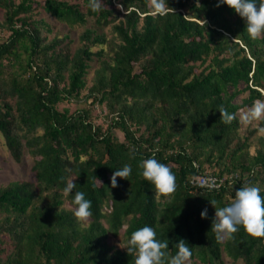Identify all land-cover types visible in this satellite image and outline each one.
<instances>
[{
	"label": "trees",
	"instance_id": "1",
	"mask_svg": "<svg viewBox=\"0 0 264 264\" xmlns=\"http://www.w3.org/2000/svg\"><path fill=\"white\" fill-rule=\"evenodd\" d=\"M79 2L0 0V32L7 33L0 38V134L15 161L24 151L33 157V179L0 185V264H133L109 238L121 236L126 245L144 226L167 240L173 255L185 240L189 264H224L223 255L264 264V237L241 228L217 242L210 203L225 206L244 183L264 196V135L250 153L264 120L240 136L238 114L264 101V39H251L245 21L218 0H167L173 11L165 15H154L150 0H101L97 12L89 0ZM39 9L68 28L88 17L91 25L70 51L68 33L48 37L52 28L36 17ZM106 26L116 40L106 38ZM96 44L108 50H92ZM94 58L85 99L104 104L105 128L92 121L89 107H57L78 97ZM221 106L236 115L230 124L220 120ZM153 153L175 174L171 195L139 175V162ZM125 164L131 175L112 188L110 177ZM198 172L237 179L208 190L190 184ZM73 177L76 187L65 195ZM75 191L92 202L86 224L62 206L72 205Z\"/></svg>",
	"mask_w": 264,
	"mask_h": 264
},
{
	"label": "clouds",
	"instance_id": "2",
	"mask_svg": "<svg viewBox=\"0 0 264 264\" xmlns=\"http://www.w3.org/2000/svg\"><path fill=\"white\" fill-rule=\"evenodd\" d=\"M227 5L240 18L245 21V29L253 40L264 39V0H218L217 6ZM154 15H165L173 11L167 5V0H151ZM90 9L99 11L104 5L101 0H89ZM205 22L203 21V24ZM264 94V93H263ZM220 120L224 124H230L235 114H230L227 109L220 107ZM241 123L248 125L254 121L264 120V101H255L249 108L242 110ZM136 150L133 148L129 158H135ZM138 168L139 175L149 182L158 194L171 195L175 192L177 184L172 170L155 158V153L148 159H142ZM132 173L130 164H125L121 169L115 170L110 177L112 188L118 187L117 178L128 180ZM76 177L66 182L63 191L65 195L72 194L76 184ZM97 183L101 182L96 179ZM209 189H218L219 185L214 181L205 182L202 185ZM215 208L211 230L217 242H226L234 238V234L241 228L254 238L264 237V196L261 195L259 186L244 183L235 191L234 197L223 207H215L216 201H210ZM74 217L78 222L85 224L92 216V202L85 198V193L75 191L71 201ZM207 209L200 215L205 218ZM168 241L158 240L156 231L151 226L141 227L131 233L125 248L127 254L133 258V264H189L192 251L185 240L180 239L175 247V254H171Z\"/></svg>",
	"mask_w": 264,
	"mask_h": 264
},
{
	"label": "rangeland",
	"instance_id": "3",
	"mask_svg": "<svg viewBox=\"0 0 264 264\" xmlns=\"http://www.w3.org/2000/svg\"><path fill=\"white\" fill-rule=\"evenodd\" d=\"M17 1V0H16ZM71 2H79V0H70ZM151 2V0H150ZM40 11L36 14V17H44L45 20L50 24L52 28V32L47 33L48 37H52L54 33L63 35L64 33H68L70 36V42L67 43L68 50L72 51L75 49L78 45L79 42L77 40V37L79 34L83 31V29L86 26L91 25L92 19L90 17L87 18L86 23L83 25H76L73 26L72 28H68L62 23H59L56 21L53 17L48 16L47 14H44L40 9L37 10ZM103 33L105 34L106 38L116 40L113 32L111 31L110 26H106L102 29ZM7 33L5 31L0 32V38L4 39ZM100 47H103L106 51L108 50L107 44L104 45H98L96 44L95 46L92 47V50H97ZM137 65V64H136ZM98 66L97 59H93L90 62V67L87 70V73L85 75V80H86V85L85 87L80 91L78 97L75 98H70L69 100H65L62 102H59L57 104V107L59 109H64L67 108L69 112L75 111L77 109L89 107L91 109V119L95 124L102 125L103 128L106 127L107 121L109 116L107 115V110L104 106V104L100 105L98 103L91 102V98L85 99V95L87 93V88L91 85L92 83V77H93V72L94 69ZM139 67L136 66L135 70L139 71ZM240 87L243 85L240 84ZM264 93V92H263ZM246 95V92L241 93L236 101H240V97H243ZM258 101V100H256ZM250 106L241 108L238 110L239 117L241 116L242 110H246ZM259 124V121H254L248 125H244L241 123V127L239 129V135L242 136L244 133L252 128H257ZM115 134L118 136L120 140L123 139V134L121 131L118 129H115ZM259 135H264V128L260 129L258 132H256L252 137V143L253 145L250 148V153L254 152V147L257 144L256 143V137ZM33 163V157L29 155L26 151H24L22 158L19 162L15 161L12 156L10 155L5 141L0 134V185L6 184L8 181L11 180H23V179H33L32 173L30 172V166ZM63 207L72 209V205H70L67 201H64L62 204ZM86 224V223H85ZM109 242L113 243L117 248H123L125 246V243L122 239L121 236L117 237H111L109 238ZM224 257V264H242L241 260L237 261H231L228 257L223 255Z\"/></svg>",
	"mask_w": 264,
	"mask_h": 264
},
{
	"label": "built area",
	"instance_id": "4",
	"mask_svg": "<svg viewBox=\"0 0 264 264\" xmlns=\"http://www.w3.org/2000/svg\"><path fill=\"white\" fill-rule=\"evenodd\" d=\"M236 179H237L236 177H232L231 175L219 176L213 173H199L198 172L196 175L190 178L189 182L191 185H195L197 187L212 190L207 187H203L202 185L205 184V182L214 181L216 184L219 185V188H220L221 186H224L226 184H231L232 181H236Z\"/></svg>",
	"mask_w": 264,
	"mask_h": 264
}]
</instances>
